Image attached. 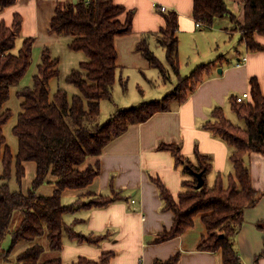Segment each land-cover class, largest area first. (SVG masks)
<instances>
[{"label": "trees", "instance_id": "trees-1", "mask_svg": "<svg viewBox=\"0 0 264 264\" xmlns=\"http://www.w3.org/2000/svg\"><path fill=\"white\" fill-rule=\"evenodd\" d=\"M17 2L0 0V14L16 6ZM157 12L163 16L165 27L155 35H144L135 51L147 60L151 69L160 73L164 82L171 78V71L178 84L161 100L143 101L128 109L118 108L103 124L100 121L101 103L113 102V89L118 78L123 89L127 90L128 81L118 75L120 68L115 40L133 33L135 15L114 0L67 1L58 6L49 32L71 38V51L83 52L86 56V61L71 71L66 81L78 93L70 97L68 91L59 89L52 96L50 84L60 79L61 62L49 49L44 50L32 86L24 87L17 94L22 101V113L13 128V135L18 139L17 156L7 146L4 136V127L13 115L11 110L5 111L4 106L10 101L12 88L20 85L33 65L35 40L25 39L16 54L23 19L15 15L12 26L0 23V264H40L47 251L57 256L44 264H64L58 256L64 248V236L81 243L103 241L105 237L78 235L65 223L64 216L75 211L77 205L65 207L63 192L88 188L100 174L99 164L81 170L89 158H100L106 148L127 134L132 126L143 125L158 114L172 113L180 108L205 79L214 76L216 62L220 58L215 63L196 68L186 79L182 77L179 15L174 11L162 13L157 9ZM243 12V25L241 28L237 25L242 41L248 52H263L264 47L255 41V37L264 36V0H244ZM192 14L196 26L201 24V30L213 29L216 21L226 18L234 25L238 24L227 0H194ZM153 36L165 51L168 68L151 47ZM249 85L248 102L239 104L237 96H231L229 100L232 111L244 122V128L231 122L220 107L213 111L212 120L203 127L232 149L229 160L233 165V175L227 178L218 175L214 185L209 187L208 174L213 168L210 156L196 151L197 163H193L182 154L178 145H159V150L170 153L176 166L183 167V174L191 176L192 180L183 183L186 192L180 193L177 199L161 180H152L160 191L164 210L174 216L173 227L161 233L156 245L182 237L194 226L193 219L203 215L208 235L197 249L203 253L222 252L224 264H244L238 248V236L245 224L244 213L257 207L264 197V192L253 187L247 165L248 156H264V95L257 80H250ZM140 92L143 94L141 89ZM27 162L37 165V175L28 194L24 195L21 189ZM196 174L203 175L204 186L200 190H196ZM49 176L57 180V190L53 197H40L37 191L48 183ZM13 181L19 190L12 191ZM120 198L119 193L114 198L101 196L82 208L102 209ZM257 226L264 232V222ZM8 237L12 245L4 250ZM23 243L28 247L16 254ZM114 257V253H108L98 261L79 258L72 264H108ZM180 257L181 254H177L154 264H177Z\"/></svg>", "mask_w": 264, "mask_h": 264}, {"label": "crops", "instance_id": "crops-1", "mask_svg": "<svg viewBox=\"0 0 264 264\" xmlns=\"http://www.w3.org/2000/svg\"><path fill=\"white\" fill-rule=\"evenodd\" d=\"M67 1L77 3L78 0H18L16 6L0 14V23L5 22L7 26L13 25L15 15L21 16V36L24 34L25 39L35 40L33 62L37 67L46 49L60 60L61 73L66 68H69L71 73L86 61L83 54L71 51L70 39L49 32L58 6ZM114 1L126 7L128 11H133L135 15L133 33L116 38L115 45L119 75L122 73L120 76L126 80L128 78L130 82L133 80L134 87L139 90L143 87L152 89L153 86L157 89L161 80L160 73L154 72L147 60L135 51L144 35H155L165 27L164 18L157 12L156 7H166L179 15L180 73L184 70V64L186 71L190 73L201 64L215 63L219 58L221 60L216 62L214 76L205 79L190 95L187 103L172 113H161L143 125L132 126L127 134L109 145L100 158H89L81 167V170L85 171L88 167L99 164L100 174L85 190L63 192L62 203L65 207L77 205L75 211L64 216V221L78 235L86 238H105L100 243H81L64 236V248L58 256L64 264H72L79 258L98 261L104 254L114 253L115 257L108 264H154L155 261L168 260L181 254L177 264H224L222 252L203 253L197 249L208 235L203 215L193 219L194 226L182 237L162 245L155 244L162 232L173 227L174 216L164 210L160 191L152 180H161L176 199L180 193L186 192L183 183L192 180L191 176L183 174V167L176 166V161L170 153L159 150L161 143L178 145L182 154L194 163L197 162L196 151L201 155L210 156L213 168L208 174L209 187L214 185L218 175L226 178L233 175V165L229 160L232 149L203 127L206 122L212 120V113L217 107L224 110L228 119V113L235 115L229 100L231 96L250 93V80H257L264 95V51L248 52L242 41V34L235 31L230 19L223 20L225 23L216 21L210 30L198 29L192 14L194 0ZM227 2L231 12L242 25L245 18L244 0ZM208 31L221 35L224 39H214L212 43L204 45L201 40L205 35H210ZM226 36L231 43L228 47ZM255 41L264 47V36H256ZM220 43L225 44L223 49ZM150 44L155 55L168 68L165 51L158 48L156 36L150 39ZM244 56L248 59L247 63L237 68V63ZM59 88L60 86L55 93ZM74 90L69 88L66 91L75 96L78 92ZM157 95L159 93L155 94ZM160 95L165 93L161 92ZM142 98L134 99L141 102ZM129 103L130 100L117 101L119 107L128 106ZM247 159L253 187L263 193L264 156L252 154ZM24 166L26 174L21 190L27 195L36 178L37 165L27 162ZM47 180L48 183L37 191L40 197H53L57 190V180L51 176ZM116 193H119L121 198L107 207L82 208L83 205L87 206L93 202L94 198H114ZM259 203L257 207L244 213L245 224L238 236L239 253L244 264H264V257H261L264 254V232L257 226L264 222V197Z\"/></svg>", "mask_w": 264, "mask_h": 264}, {"label": "rangeland", "instance_id": "rangeland-1", "mask_svg": "<svg viewBox=\"0 0 264 264\" xmlns=\"http://www.w3.org/2000/svg\"><path fill=\"white\" fill-rule=\"evenodd\" d=\"M226 19H229V18H226ZM223 20H225V19L218 20L217 22L225 23V22H223ZM237 22H238V19H237ZM232 25L235 28V31L236 30H237V32L240 31V29L238 30V26L239 27L241 26V24L239 22H238V24H235V25L232 23ZM206 30H208V29H203L202 31H206ZM239 33H241V32H239ZM208 34H210V35H205L206 37L201 40L202 43H204V45L207 44V43H212V41H214V39H218V38H219V40H221V39L223 40L224 39L223 36L218 35V34H212L211 31H208ZM215 35H217V36H215ZM25 38L26 37L24 36V34L21 37L18 38V40L16 42V50H15L16 54L19 53V50L21 49L22 43H23ZM68 39L71 40V38H68ZM233 40H234V38H233ZM226 42H227L226 46L228 47L231 44L229 42V38L226 40ZM220 45H221L222 49L225 46L224 43H220ZM160 47L161 46L158 44V48L162 49ZM79 54H83L85 56V54L83 52L79 53ZM166 63H167V59H166ZM205 65H207V64H205ZM78 66L79 65H77V67ZM200 66H202V64ZM183 67H184V70H182L181 75H182V77L184 79H186V77L190 76L192 71L190 73L188 71H186L187 69H186V65L185 64H184ZM37 68L38 67L33 62L32 67L29 69L28 73L26 74L24 80L20 83V85L17 86V87L12 88V91H11L12 94H11L10 101L4 106L5 107V109H4L5 111L6 110H9V111L11 110L12 114H13L12 117H11V120L9 121V123L4 127V136L7 139V146L13 152L14 156H17L19 151H18V139H17V137H15L13 135V128L18 124V117L22 113V109L20 107L22 101L18 98V96H17L18 93L17 92L22 90V89H24V87H31L32 86V84H33L32 80L34 78V75H36V73H37ZM195 69H196V67H195ZM195 69H193V70H195ZM156 71L157 70H154V72H156ZM69 73H70L69 68H66L65 70H62V73L60 75L61 76L60 79H55L53 81V83L50 85V91L52 92V94L55 93V91H56L58 86H60L59 89H64V90H67L69 88L74 89L72 86H70L69 84L66 83ZM169 73H171L170 74L171 78L168 79L165 82L161 78V80L159 81V83H158V85L156 87L157 89H155L154 86L152 87V89H148L147 87L146 88L143 87V89H142L143 94H142V92H140V90L138 88L134 87L133 80L130 82L129 80H126L124 78L126 81H128L127 87H126L127 90L125 91L123 89V87L121 86V84L119 83V78H118L117 84L115 85V87L113 89L114 90L113 102H102L103 108H102V114H101V117H100V119H101L100 121L102 122V120H103V122H102L103 124L107 123L110 120V116H112L113 113H115L118 108L128 109V108H131L133 106H138V105L142 104L143 101L144 102H154V101H157V100H161L162 98L166 97L168 94L172 93V91L177 86L178 81H177L176 76H175L174 73H172L171 71H169ZM118 75H119V73H118ZM120 75H123V74L120 73ZM120 75H119V77H120ZM64 80H65V82H64ZM74 91H76V90H74ZM161 92L165 93V95H160ZM157 93H159V95L155 96V94H157ZM70 97H73V95H70ZM141 97H143L142 98L143 101H141V102L137 101V99H134V98H141ZM119 100H125V101L130 100L131 103H129L128 106L119 107V104H117V101H119ZM228 116H229L230 121L233 122L235 125H237V126H239L241 128L245 127L244 122L240 121L237 118V116L234 115L233 113H231V114L228 113ZM17 187L18 186L16 185L15 181H13L12 184H11L12 191L19 190V189H17ZM95 199L96 198H94L93 201H95ZM11 245H12V241L10 240V237H8L6 239V242L4 243L3 249L4 250H8L11 247ZM26 247H28V245H26L25 243L20 244V246L18 247V249L16 251V254H19L20 252H22ZM56 256H57L56 253H53L51 251H47L44 254L43 258L41 259L40 264H44L45 261L52 260Z\"/></svg>", "mask_w": 264, "mask_h": 264}, {"label": "built area", "instance_id": "built-area-1", "mask_svg": "<svg viewBox=\"0 0 264 264\" xmlns=\"http://www.w3.org/2000/svg\"><path fill=\"white\" fill-rule=\"evenodd\" d=\"M157 9H159L162 13H168L169 10L166 8V7H163V6H160V7H156ZM197 28L201 29V24L197 25ZM247 57L244 56V58L241 59V61H239L237 63V68H241L244 66V64L247 63ZM250 100V93L249 92H246L245 94L241 95V96H237L236 98V101L239 103V104H244L246 102H248Z\"/></svg>", "mask_w": 264, "mask_h": 264}, {"label": "water", "instance_id": "water-1", "mask_svg": "<svg viewBox=\"0 0 264 264\" xmlns=\"http://www.w3.org/2000/svg\"><path fill=\"white\" fill-rule=\"evenodd\" d=\"M219 73H221L222 71H218ZM197 179H198V185L196 186V190H200L203 188L204 186V179H203V175L201 174H196Z\"/></svg>", "mask_w": 264, "mask_h": 264}]
</instances>
